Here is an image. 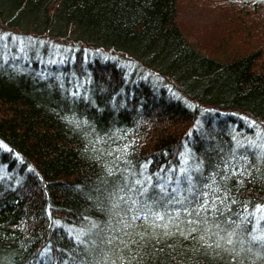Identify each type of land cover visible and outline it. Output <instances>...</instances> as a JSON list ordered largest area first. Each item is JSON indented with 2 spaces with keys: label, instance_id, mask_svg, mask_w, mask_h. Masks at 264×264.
<instances>
[{
  "label": "trees",
  "instance_id": "trees-1",
  "mask_svg": "<svg viewBox=\"0 0 264 264\" xmlns=\"http://www.w3.org/2000/svg\"><path fill=\"white\" fill-rule=\"evenodd\" d=\"M0 264H264V0H0Z\"/></svg>",
  "mask_w": 264,
  "mask_h": 264
},
{
  "label": "rangeland",
  "instance_id": "rangeland-1",
  "mask_svg": "<svg viewBox=\"0 0 264 264\" xmlns=\"http://www.w3.org/2000/svg\"><path fill=\"white\" fill-rule=\"evenodd\" d=\"M146 76H151V74L150 73H147V72H145L141 77H143V78H147ZM151 77H153V76H151ZM156 81H160L161 82V80H160V78L159 77H153ZM6 174V172L4 173V174H2V175H5Z\"/></svg>",
  "mask_w": 264,
  "mask_h": 264
},
{
  "label": "snow or ice",
  "instance_id": "snow-or-ice-1",
  "mask_svg": "<svg viewBox=\"0 0 264 264\" xmlns=\"http://www.w3.org/2000/svg\"><path fill=\"white\" fill-rule=\"evenodd\" d=\"M138 183H140V182L138 181ZM144 191H147V188H145ZM154 215L156 216L157 219H162V218H163V217L160 216L159 214H155V213H154Z\"/></svg>",
  "mask_w": 264,
  "mask_h": 264
}]
</instances>
